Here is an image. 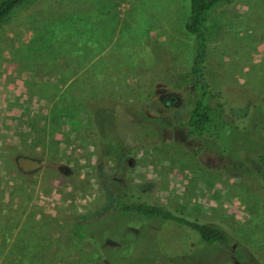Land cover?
<instances>
[{
	"label": "rangeland",
	"instance_id": "374dc122",
	"mask_svg": "<svg viewBox=\"0 0 264 264\" xmlns=\"http://www.w3.org/2000/svg\"><path fill=\"white\" fill-rule=\"evenodd\" d=\"M76 1H26L0 24V264H264V0L245 18L218 9L203 26L215 101L245 115L216 138L183 125L189 0L137 4L156 6L155 18L125 10L132 0H99L104 12L77 22ZM20 157L42 168L23 173ZM132 189L223 229L228 245L117 213L112 192Z\"/></svg>",
	"mask_w": 264,
	"mask_h": 264
},
{
	"label": "trees",
	"instance_id": "16d2710c",
	"mask_svg": "<svg viewBox=\"0 0 264 264\" xmlns=\"http://www.w3.org/2000/svg\"><path fill=\"white\" fill-rule=\"evenodd\" d=\"M30 0H4L0 4V24L6 22L10 13L16 6ZM238 0H189V22L187 30L194 35V55L191 67L186 76V82L193 85L190 92L191 110L183 124L191 137H215L222 128L233 127L234 121H241L243 116L232 112L227 104L215 101V95L206 79V48L207 35L203 29L212 13L221 5H233ZM234 119V121H233ZM235 127V126H234ZM216 138V137H215ZM120 156V157H119ZM119 163L126 157L125 153L119 154ZM121 161V162H120ZM119 164V165H120ZM258 174L264 175V151L258 154ZM111 204L117 213L134 215L145 220L156 219L171 221L192 229L200 240L207 245L226 247L229 243L226 232L216 226L200 223L175 212L171 207L154 203L140 197L135 189L123 192H112ZM83 223L74 224L75 236L81 240L86 238L82 233ZM102 254V251H99Z\"/></svg>",
	"mask_w": 264,
	"mask_h": 264
},
{
	"label": "crops",
	"instance_id": "0c3cea01",
	"mask_svg": "<svg viewBox=\"0 0 264 264\" xmlns=\"http://www.w3.org/2000/svg\"><path fill=\"white\" fill-rule=\"evenodd\" d=\"M88 1H90V0H83L82 2H77L76 1V3H75V5H73V7H72V12H73V14H74V17H75V20H76V22L78 21V20H87L88 19V15L89 14H91V13H97V12H100V13H103L104 11H102L101 10V8L96 4L97 2H99V0H94V2L93 3H91V2H88ZM254 1L255 0H238L237 2H235L233 5H230V6H227V5H221V6H219L215 11H217L218 9H221V8H224V7H228L229 8V10H230V12H237L238 14H242L241 16L243 17V18H245L244 16H243V14H245L246 12L245 11H247V9H248V7L249 6H252V7H254ZM132 2L134 3V6L133 7H130V6H128V5H126L125 7H126V9L125 10H134V11H138L139 13H143V12H149L150 13V15H151V17L152 18H155V17H157V8H156V6H153V7H150V9H144L145 7H142L141 6V4H139L138 5V7H137V4L138 3H141L142 2V0H132ZM132 3V4H133ZM259 3H260V1H259ZM136 4V5H135ZM122 8H124V5H122V7H120V9H122ZM144 9V10H143ZM143 10V11H142ZM214 11V12H215ZM113 12H115V9H114V11ZM81 16H84V19H81ZM134 17H135V19H137V20H139V17L138 16H135V15H133ZM98 19H100L101 18V16H96ZM72 21H73V19H71ZM234 20H235V22H239L240 23V19H238L237 18V16H235V18H234ZM245 20V19H244ZM246 21V20H245ZM247 22V21H246ZM77 24L78 23H76V29H78L77 28ZM116 24H118L117 25V27H119L120 26V24L117 22ZM94 26V25H93ZM90 26L87 24L86 25V23H85V29H87V28H89ZM100 27L102 28L103 27V25H100ZM81 31V30H80ZM80 31H75L76 33H79V35L80 36H82V32L80 33ZM97 32V34H98V31H96ZM88 33H90V35H93L92 34V32H87V31H85L84 30V34H83V36H86ZM77 35V34H76ZM94 36V35H93ZM85 42L86 43H89L90 41H88V40H85Z\"/></svg>",
	"mask_w": 264,
	"mask_h": 264
},
{
	"label": "water",
	"instance_id": "95a60500",
	"mask_svg": "<svg viewBox=\"0 0 264 264\" xmlns=\"http://www.w3.org/2000/svg\"><path fill=\"white\" fill-rule=\"evenodd\" d=\"M18 168L23 172V173H28L31 171H36L42 168V161L36 160V159H30V158H25V157H20L17 161ZM108 244L111 242L108 241Z\"/></svg>",
	"mask_w": 264,
	"mask_h": 264
},
{
	"label": "flooded vegetation",
	"instance_id": "af4514ba",
	"mask_svg": "<svg viewBox=\"0 0 264 264\" xmlns=\"http://www.w3.org/2000/svg\"><path fill=\"white\" fill-rule=\"evenodd\" d=\"M160 99L162 100L163 98H160ZM165 99H168V101H169L170 103H173V102L176 101L175 98H173V97H169V96H166ZM126 158H127V155H126V157H125L124 159H126ZM124 159H123V160H124ZM127 163L130 164V161H128ZM117 166H120V165L118 164ZM106 244H108V243H106ZM109 244H110V243H109ZM110 245H112V244H110Z\"/></svg>",
	"mask_w": 264,
	"mask_h": 264
}]
</instances>
